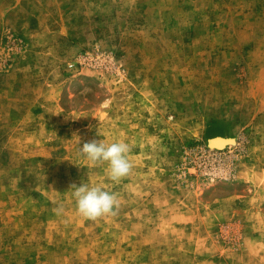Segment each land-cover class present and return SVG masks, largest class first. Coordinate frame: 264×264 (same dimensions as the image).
Returning a JSON list of instances; mask_svg holds the SVG:
<instances>
[{
  "label": "rangeland",
  "instance_id": "1",
  "mask_svg": "<svg viewBox=\"0 0 264 264\" xmlns=\"http://www.w3.org/2000/svg\"><path fill=\"white\" fill-rule=\"evenodd\" d=\"M0 264H264V0H0Z\"/></svg>",
  "mask_w": 264,
  "mask_h": 264
},
{
  "label": "clouds",
  "instance_id": "2",
  "mask_svg": "<svg viewBox=\"0 0 264 264\" xmlns=\"http://www.w3.org/2000/svg\"><path fill=\"white\" fill-rule=\"evenodd\" d=\"M131 149L124 141L106 144L103 140H90L79 146L78 152L94 166L106 165L108 178L119 183L129 176L133 165L129 159ZM75 200L76 211L86 220L96 221L105 216H116L119 209L117 194L104 190L100 186H90L82 182L79 186L70 185ZM56 215L63 214V206L58 205L54 210Z\"/></svg>",
  "mask_w": 264,
  "mask_h": 264
},
{
  "label": "water",
  "instance_id": "3",
  "mask_svg": "<svg viewBox=\"0 0 264 264\" xmlns=\"http://www.w3.org/2000/svg\"><path fill=\"white\" fill-rule=\"evenodd\" d=\"M223 142L219 140V143L217 144L216 141H214L213 145L216 146V147H220V145L222 144Z\"/></svg>",
  "mask_w": 264,
  "mask_h": 264
}]
</instances>
